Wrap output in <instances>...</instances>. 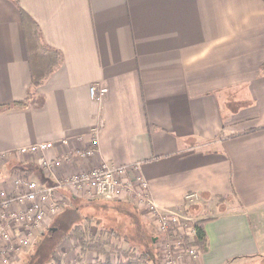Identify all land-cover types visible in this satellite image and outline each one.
Returning <instances> with one entry per match:
<instances>
[{
    "label": "crops",
    "instance_id": "0c3cea01",
    "mask_svg": "<svg viewBox=\"0 0 264 264\" xmlns=\"http://www.w3.org/2000/svg\"><path fill=\"white\" fill-rule=\"evenodd\" d=\"M52 50L60 56L45 65L39 56ZM263 62L264 0H0V104L26 100L0 109V189L20 192V175L52 183L19 146L67 139L44 152L53 158L94 134L93 157L64 162L57 176L136 165L154 205L192 207L196 219L227 199L204 222L207 250L186 262L251 257L261 241L248 209L264 205ZM50 69L27 96L32 71ZM92 84L105 88L100 100Z\"/></svg>",
    "mask_w": 264,
    "mask_h": 264
},
{
    "label": "rangeland",
    "instance_id": "374dc122",
    "mask_svg": "<svg viewBox=\"0 0 264 264\" xmlns=\"http://www.w3.org/2000/svg\"><path fill=\"white\" fill-rule=\"evenodd\" d=\"M34 54L35 51H32L30 56L35 69L38 63ZM39 58H42L41 60L45 65L46 63H52L54 60L53 55L39 56ZM68 196L70 202L60 208V211L48 222V226L53 228L48 231L46 227L42 235L37 233L33 243L16 255L9 264H23L28 255L30 256L28 257L29 261L25 264H40L48 256L55 243L76 223L89 226L90 234L98 232L102 225L105 228L115 229L122 234V238L119 240L120 242L112 238L113 243L121 248L129 247L135 254H138L144 248L152 247L156 250L157 264H187L186 260L195 259L188 258L189 255L185 252L187 248L198 250L197 246L191 242L193 239L191 228L196 219L194 216H197L199 212L192 210V207L188 210L183 208H158V213L165 214L164 218L170 219V216L174 214V217H176L175 220H169L170 222L163 229L157 218L158 214L153 213L146 206L147 203L140 201L136 203L137 201L133 196H130L131 199L122 201L100 198L86 199L69 194ZM221 202L223 204L218 205L208 202L205 206L207 215L201 217L207 219L211 214H217L224 206L228 205L227 199ZM192 203H195L194 200H184L183 204L189 205ZM248 211L252 222L250 227H252L255 238L261 241V248L251 257L236 258L228 264H264V205L254 209L249 208ZM36 246L38 250L33 251L32 249ZM59 248L61 251L60 258L50 260L51 264H106L107 262L119 264V261H122L123 264H137L132 256H127L124 259L122 254L117 251L110 253L107 258L104 254L94 251H82L79 247H74L73 239L63 240ZM200 252H197V254ZM39 255L41 256L38 258Z\"/></svg>",
    "mask_w": 264,
    "mask_h": 264
},
{
    "label": "built area",
    "instance_id": "2783aa9c",
    "mask_svg": "<svg viewBox=\"0 0 264 264\" xmlns=\"http://www.w3.org/2000/svg\"><path fill=\"white\" fill-rule=\"evenodd\" d=\"M104 90L103 86L92 84L88 92L91 97L100 100L105 93ZM97 142V138L92 134L86 146L53 158H46L44 152L54 148L55 144L64 145L67 139L39 141L19 146L15 150V154L19 156L38 154L36 159L40 166L50 173L52 183L41 184L37 180L20 175L15 179L16 185L21 186L20 192L11 195L0 189V264H9L24 248L33 243L37 233L42 235L50 219L54 218L64 204L60 194L63 190L71 196L86 199L122 201L133 196L136 203L138 201L147 203L146 206L153 213L158 214L157 218L163 229L166 228L169 220L176 219L175 214L170 216V219H166L164 213H158L157 205H154L148 196L147 181L143 176L135 174L136 165L115 166L101 161L64 176H57L53 171L64 162L76 159L87 160L93 157L92 155L97 151ZM3 156L5 155L0 154V158ZM197 196L195 191L186 193L184 200L195 202ZM192 230L194 235V229ZM185 252L189 255L188 258H196L199 251L187 248Z\"/></svg>",
    "mask_w": 264,
    "mask_h": 264
},
{
    "label": "trees",
    "instance_id": "16d2710c",
    "mask_svg": "<svg viewBox=\"0 0 264 264\" xmlns=\"http://www.w3.org/2000/svg\"><path fill=\"white\" fill-rule=\"evenodd\" d=\"M21 15H22L21 18H23V22L25 24L26 22H29L24 12L21 13ZM43 47L47 48L45 44H43ZM52 51H53V56H54V60L52 62L54 64L55 61H57V57L60 55H58L59 54L58 51H55V50H52ZM51 70L52 69L46 70L43 73H39V72L37 73L36 70L32 71V77L30 80L31 84H30V88L28 92L26 93L27 96L29 95L32 89H34L36 86L41 84L43 80L48 78V75L50 74ZM260 70H261L260 72H264V62L261 64ZM25 101L26 100H17V101H13L7 104H0V109H9L11 107L23 106L25 104ZM62 198L64 200L63 196ZM205 220L206 219L204 218L195 219L192 224L193 225L192 229H194V235H193V239L191 242L197 246L199 251H202V252L207 250V242H206L207 237H206L205 229H203ZM52 228H53L52 226H48L47 230L50 231ZM112 238H115L119 241L122 238V234L113 228H108V227L105 228V226L103 225L98 229V232H96L95 234H90L89 226H84V225H81L80 223H76L67 233L64 234L63 237H61V239H59L55 243V245L49 251L48 256L40 264H51L50 260L53 261L55 259L60 258V255H61V251L59 248L60 243L63 240L68 241L71 239L74 240V247H79L82 251L88 250V251H94L99 254H104L106 258L109 257L110 253L117 251L122 254V258L124 259L127 256H132V258H135V260L137 261V264H151V263L157 264L156 250H154L152 247L144 248L138 254H135L134 252L131 251L129 247L121 248L120 246L116 245V243H113V241L111 240ZM38 245L39 243L37 244V246ZM37 246L34 247L32 250L33 251L38 250ZM40 256L41 255H39L38 258ZM28 257L30 256L28 255L25 258V261H23L24 262L23 264L29 261ZM106 264H112V263L107 262ZM119 264H123V262L119 261Z\"/></svg>",
    "mask_w": 264,
    "mask_h": 264
}]
</instances>
